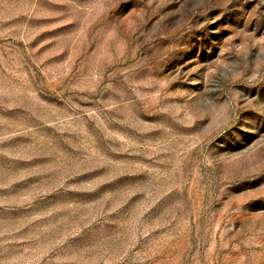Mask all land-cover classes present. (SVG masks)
<instances>
[{
    "label": "rangeland",
    "instance_id": "rangeland-1",
    "mask_svg": "<svg viewBox=\"0 0 264 264\" xmlns=\"http://www.w3.org/2000/svg\"><path fill=\"white\" fill-rule=\"evenodd\" d=\"M0 264H264V0H0Z\"/></svg>",
    "mask_w": 264,
    "mask_h": 264
}]
</instances>
